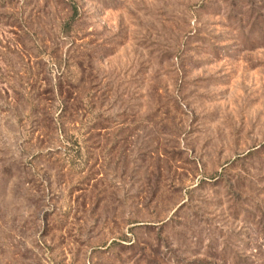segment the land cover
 Returning a JSON list of instances; mask_svg holds the SVG:
<instances>
[{
    "label": "rangeland",
    "instance_id": "obj_1",
    "mask_svg": "<svg viewBox=\"0 0 264 264\" xmlns=\"http://www.w3.org/2000/svg\"><path fill=\"white\" fill-rule=\"evenodd\" d=\"M0 264H264V0H0Z\"/></svg>",
    "mask_w": 264,
    "mask_h": 264
}]
</instances>
